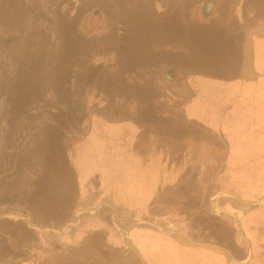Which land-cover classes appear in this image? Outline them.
Here are the masks:
<instances>
[{
	"label": "crops",
	"instance_id": "crops-1",
	"mask_svg": "<svg viewBox=\"0 0 264 264\" xmlns=\"http://www.w3.org/2000/svg\"><path fill=\"white\" fill-rule=\"evenodd\" d=\"M149 1L147 7L145 0H134L129 13L132 21L122 20L116 5L117 21H109L103 29L113 33L108 48L111 54L136 48L134 55L126 56V69L130 76H137L130 89L143 90L140 96L134 92L139 102L129 108V118L108 121L129 124L132 132L124 137L126 130L110 135L108 129L109 138L116 135L113 140L118 141L121 152L131 151L127 142L131 135L147 131L146 120L137 115L149 103L151 108L170 112L172 125L180 124L177 129H167L171 148L156 156L157 166L137 169L138 175L147 173L155 181L139 187L138 176L133 180L131 199L108 198L111 192H105L106 179L94 171L76 194L71 180L69 196L62 195L66 191L62 181L53 182L48 189L43 185L37 215L20 205L14 212L8 210L15 207H8L0 213V219L19 218L0 229V264H233L231 258L245 259L249 247L248 264H264V231L255 230L259 223L264 230V211H259L264 206L242 219L245 231L237 217L246 236L243 240L234 217H222L229 215L214 209L215 198L222 192L236 197H221L224 208L233 201L245 206L250 200L236 193L243 189L238 177L248 173L246 168L264 167V0H211V10L206 13L202 5L210 0ZM202 42L222 46L221 51L217 48L223 61L218 69L226 83H236L228 85L224 100L209 104L213 105L212 117L202 114V106H194L198 99L188 104L174 92L175 81L169 84L166 80L169 74L178 79L186 73H201L198 51L192 57L189 46ZM193 61L195 65H190ZM140 103L143 108L138 107ZM97 175L99 180L93 179ZM83 194L91 200L53 228L51 223L60 218L61 207ZM262 197L264 193L259 199ZM44 232H53L58 238L42 237Z\"/></svg>",
	"mask_w": 264,
	"mask_h": 264
},
{
	"label": "rangeland",
	"instance_id": "rangeland-1",
	"mask_svg": "<svg viewBox=\"0 0 264 264\" xmlns=\"http://www.w3.org/2000/svg\"><path fill=\"white\" fill-rule=\"evenodd\" d=\"M91 3V0H9V19L0 15V75H3L0 119L4 120L0 121V213L19 205L30 212L39 208L41 201L37 197L43 191L42 186L51 188L55 181H62L66 190L62 195L69 196V182L73 180L72 193H75L93 171L102 173L106 179L105 192H111L108 198L113 195L115 199H131L134 179L139 176L136 183L144 188L150 184L149 180L152 184L155 181L147 173L144 176L138 173L156 167V156L171 148L166 131L177 129L180 124L172 125L170 112L151 108L150 103L137 115L146 120L147 131L131 135L127 141L131 151L121 152L118 141L113 140L116 135L109 138L108 129L110 135L126 130L124 137L128 131L132 132L129 124L118 121L108 124V121L129 118L132 115L129 108L136 100L139 102L135 93L140 96L143 90L130 89L137 76H130L126 69L129 65L126 56L134 55L136 48L111 54L108 48L113 33L104 30L103 24L91 23V9L101 6V3L90 6ZM218 47L221 51L222 46L204 42L189 46L194 51L192 57L198 51L197 67L201 73L197 76L186 73L178 79L169 74L166 79L169 84L175 81L174 92L181 94L188 104L198 99L194 106H202L205 117L213 114L210 111L213 105L209 104L224 100L228 85L236 84L226 83L222 70L218 69L223 63ZM188 77L191 82L186 80ZM138 107L143 108V103ZM112 155L116 157L108 159ZM246 169L248 173L238 177L245 190L236 193L259 201L264 193V167ZM98 177L93 179L99 180ZM82 196L73 198L66 208L61 207L60 218L51 223L53 228L59 227L60 220L73 217L81 204L90 199L87 194ZM50 205L45 207L46 212ZM244 208L250 212L257 207ZM18 220L16 216H7L0 219V226ZM258 226L255 230L264 231L262 223ZM40 235L58 238L53 232Z\"/></svg>",
	"mask_w": 264,
	"mask_h": 264
},
{
	"label": "flooded vegetation",
	"instance_id": "flooded-vegetation-1",
	"mask_svg": "<svg viewBox=\"0 0 264 264\" xmlns=\"http://www.w3.org/2000/svg\"><path fill=\"white\" fill-rule=\"evenodd\" d=\"M8 1L9 0H4V2H2L3 4H2V7H1V12H0V15H1L2 19H3V16L6 19L9 17L8 16V12H7V10H8V6H7ZM91 1L93 3L89 4L90 6L91 5L93 6V4H100L101 3V6L100 7H95L93 9H91V13H93L90 16V19H91V23L92 24H94L95 22L98 25L103 24V26L105 28L109 24V21L110 22H113V21L116 22L117 19H118L117 14L114 15V13H116V11H115L116 5L119 7V9L121 10V12L123 14V18H121L122 20L123 19H125L127 21H129V20L132 21L133 20L132 17L129 15V13H131L133 7H135L134 0H91ZM212 2L213 1H211V0L210 1H206L202 5V9L204 10L205 13L211 10V6L213 4ZM150 3H151V1L145 0V4H146L147 7H149ZM154 3L156 4L157 2H154ZM167 69H166V71H167ZM169 70H170V68L168 69V71ZM1 75H2V73H1ZM1 75H0V77L3 78V75L2 76ZM1 81H2V79H1ZM0 121L4 122V120L2 119V117H1ZM0 152H2V151H0ZM222 201L224 202V200H222ZM244 207L245 206L243 204H241L240 202H238V201H233V204L232 205L225 206V208L229 212H231L234 215H236L235 217H239L242 225H243L242 219H244L245 217H251V215L249 214L250 212L249 211H246ZM9 208H14V207H9ZM18 209H19L18 207H15L14 210H11L10 209L8 211L14 212V211H16ZM5 211H7V210L5 209L3 212H5ZM33 212L35 213V215L38 214V211L37 210H33ZM35 217H37V216H35ZM222 217H234V216H230V215L229 216H225L224 215ZM243 227H244V225H243ZM0 229H1V226H0ZM244 229L245 228H243V230ZM2 232H4V231H2ZM247 255L248 254H246L244 256V258H246Z\"/></svg>",
	"mask_w": 264,
	"mask_h": 264
},
{
	"label": "water",
	"instance_id": "water-1",
	"mask_svg": "<svg viewBox=\"0 0 264 264\" xmlns=\"http://www.w3.org/2000/svg\"><path fill=\"white\" fill-rule=\"evenodd\" d=\"M221 197H232L234 199L236 197L233 194L227 193V192H222V193L217 194V196L215 198V202H214V209L218 213H224V214H227L230 216H234L238 230L241 233V239L243 240V238H245L246 236H245L244 232L242 231L241 227L239 226L238 218L235 217V215L233 213L229 212L228 210H226L223 207V205L220 202ZM244 203L249 207H261V206H264V197H262L259 201H245ZM250 257H251V248L249 247V253L245 259L241 260V259H237L235 257H232L231 261L233 264H248Z\"/></svg>",
	"mask_w": 264,
	"mask_h": 264
}]
</instances>
